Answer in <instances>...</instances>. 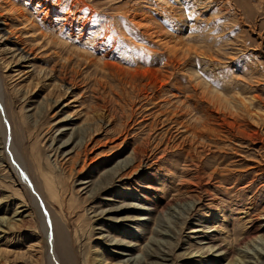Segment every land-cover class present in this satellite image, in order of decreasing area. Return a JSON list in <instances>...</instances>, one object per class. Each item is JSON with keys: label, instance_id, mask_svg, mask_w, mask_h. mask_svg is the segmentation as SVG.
<instances>
[{"label": "rangeland", "instance_id": "374dc122", "mask_svg": "<svg viewBox=\"0 0 264 264\" xmlns=\"http://www.w3.org/2000/svg\"><path fill=\"white\" fill-rule=\"evenodd\" d=\"M197 1L0 0L8 124L80 264L94 252L93 264H264V0ZM157 33L196 51L175 59ZM13 50L26 58L16 63ZM207 87L250 100L254 119L226 124L199 98ZM206 121L220 131L187 143L179 123ZM107 173L123 175L109 191L87 201L76 192ZM117 205L126 208L89 218ZM36 213L0 147V218L13 224L0 227V264H46ZM244 235L257 238L238 244Z\"/></svg>", "mask_w": 264, "mask_h": 264}, {"label": "bare ground", "instance_id": "6f19581e", "mask_svg": "<svg viewBox=\"0 0 264 264\" xmlns=\"http://www.w3.org/2000/svg\"><path fill=\"white\" fill-rule=\"evenodd\" d=\"M196 2H198V1L196 0ZM0 24H1V22H0ZM0 28H1V25H0ZM147 30H149V29L147 28ZM153 38H154V41H158L161 44L163 43L164 46L166 47V49L170 52V54H172V56L175 59H180L181 57L185 58L186 54H189V52H191V51L195 52L196 51L195 49L191 50L192 48L185 47V45L181 44L182 43L181 39H180L181 41H176V42L167 41V40L163 41L164 37L162 38V34H160V33L155 34L153 36ZM185 51H187L188 53H185ZM14 52L15 51L13 50L12 54ZM12 58H13V60H15V62L16 61L20 62L21 60H24L26 57H25V54L23 56V53L19 52L16 55L13 54ZM18 62H16V63H18ZM59 81H60L59 84L57 83L58 87L63 85L62 79H60ZM159 82H160V87L163 86L164 81H159ZM68 83L73 85L72 81H70ZM52 85H51V87L54 88ZM151 85H154V84L152 83ZM57 86H55V87L57 88ZM198 87L202 88L203 86L199 81L194 82V85L192 86V88L195 90ZM68 89L69 88H67V87H63V88L60 87V90L58 91V97H63L65 95H69ZM205 89H207L208 92H206L207 90L206 91L202 90V92L199 94V98L202 100H205L213 108V110L216 113L222 115L224 117V120L226 119L225 121L224 120L223 121L226 122V124H229V126L230 125H236L235 122L240 124L239 119L245 120V122H246L247 118L248 119H250V118L254 119L253 113L248 107V105H250V100L243 98V97H237V96H232V95L227 97L225 95H221L219 93H216V92L210 90L208 87ZM209 90H210V92H209ZM70 92H72V91H70ZM3 98H4V96H3L2 91H1V83H0V147H1L2 152L6 155L8 163L12 167V170L14 169L18 179L21 180L22 183L25 186H27L29 189L31 199L33 201L35 210L37 212L36 214L38 215V218H39V225L41 228V232L43 233V239H42L41 247L43 248L42 253L44 255V263H46V264H80L79 263V254L80 253L76 251L73 242L69 239V235L67 234V229H65V227L63 226L64 223L62 222L63 223L62 224L61 221L57 218V216L55 214H53L51 212V210L47 207L44 198L41 196V194L38 190V188H39L38 184H36V181L34 180L35 176H33V174H30L31 168L24 158L25 157L24 155H26L28 151L25 147H21L22 144L20 142L21 139L23 140V136L20 135V137H18L19 133L18 134L16 133L18 131L16 128L15 129L17 131L12 132V128L8 124V120H7V116H6L7 112H5V110H4ZM164 101L168 102L169 100H164ZM175 109H177V108H175ZM180 109H181V107H179V110ZM233 111H235V112H233ZM168 113H172V112H168ZM181 114L182 113H179V111L177 110L173 113L174 116H172V117H176V119H177L179 116H181ZM240 116H242V117L240 118ZM227 118L230 119L231 121L228 120ZM255 120H256V118H255ZM252 122H254V121L252 120ZM210 123H211L210 121L203 122L201 127L198 129L195 125H193L194 128H191V127L189 128V126H188L189 124H183V123H179V124L181 125L180 127H183L190 132V134H189L190 142H189L188 138H186L185 140L187 141V143L193 144L194 142H197L198 139L201 138V136L203 135V134H201L202 132L206 131L207 133L208 132L212 133V131L213 132L215 131V130L211 129ZM255 123H256V121H255ZM210 130H212V131H210ZM217 131L219 132L220 129H217L214 132V134H217L218 133ZM152 132H153V127H149L148 132H147L146 136L144 137V139L141 143V146L136 145V147L132 151L133 155H134V159H135L134 163H137L134 166L135 168L138 167L141 163L145 162L142 158V154L146 153L147 147L149 146L150 138L152 136ZM87 134H88L87 136H89L88 138H86V140H88L87 141V143H88L92 139V136L97 134V132H95V130H94L93 133L88 132ZM167 142H168V140H167ZM191 144H189V145H191ZM189 148H191V147H189ZM164 151H165V149H164ZM85 152H86V143L83 144V149H81L80 152L77 151L76 155L80 154V153H81V155H82V153H83V155H85ZM166 152H169V151H166ZM29 153L32 155L33 152H29ZM188 153H190V152H188ZM192 153H190V154L192 155ZM29 162H31L33 166L36 165V166L40 167V165L37 163V161L35 160L33 155L31 156V159L29 160ZM59 164H60V167H63L62 162ZM38 167L36 170H38ZM120 174L121 173H118V174L107 173V174L103 175V177H101L99 181H90V183H87L86 185H80V188H78L76 190V192L83 194L86 198L85 201L91 200V199H93L94 196H97L98 193L104 192V191L105 192L109 191L110 186L116 180H120L122 178L123 175L120 176ZM117 177H119V179H116ZM82 183L83 182H81V184ZM82 191H84V192L81 193ZM54 197L58 198L57 195H55ZM214 207H215V205H214ZM125 208H126V206L117 205L111 210L101 209L98 211L95 209L94 211H91V213L92 212H94V213L89 218H94V221L100 220L104 217L108 219L109 218V214H108L109 211L118 212V211H121ZM15 213H16V211H15ZM34 220H35L34 218L30 219V220H26V221H24V224H26L28 227H32V225L35 226L36 221H34ZM10 223H11L10 220H8L6 217L0 218V227L4 226V228H6L5 226H11ZM0 230L2 231V229H0ZM75 230H76V235L79 237L80 233L78 231L79 230L78 225H77ZM255 238H257V237H253V236L248 237L247 235H244L239 239L237 238V241H238V244H241V243H246V242H252V241H254ZM126 243H128V242H126ZM93 254H94V256L92 254H91L92 256H90V261H86L87 264H93V262H95L96 259L99 258V256L101 255V252L100 253L94 252ZM157 254L156 255H150L149 257L154 258L156 256V258L157 257L159 258V256L161 255L160 259L166 258V256L164 255L165 253L163 254V252L157 253ZM102 262L103 261H100L99 264H102ZM149 264H153V259H151V262H149Z\"/></svg>", "mask_w": 264, "mask_h": 264}]
</instances>
